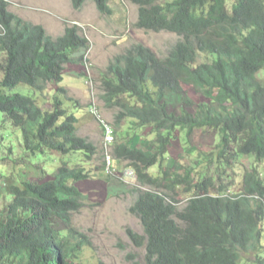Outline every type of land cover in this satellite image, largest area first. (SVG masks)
<instances>
[{
  "label": "trees",
  "instance_id": "obj_1",
  "mask_svg": "<svg viewBox=\"0 0 264 264\" xmlns=\"http://www.w3.org/2000/svg\"><path fill=\"white\" fill-rule=\"evenodd\" d=\"M85 1L71 0L72 7L79 10ZM90 1L100 15H111L112 0ZM126 1L137 8V29L178 38L163 58L132 45L100 78V100L115 111L112 158L136 174L129 213L142 234L126 228V237L144 249L145 264H264V0ZM8 8L0 0V121L21 132L26 158L17 163L52 153L63 159L50 180L22 179L16 186L18 166L5 177L11 201L0 210V264H81L90 241L72 217L82 208L76 185L89 172L72 162L79 157L89 163L96 147L77 136L76 112L63 108L61 100L54 98L45 111L36 99L8 93L20 85L42 93L61 83L66 67L83 61L80 53L89 42L76 26L53 38ZM200 55L210 63L198 64ZM188 88L204 102L195 104L185 94ZM126 120L135 131L150 129L155 138L116 140ZM177 129L186 138L196 131L218 135L215 149L203 158L206 165L216 163L217 179L204 176L200 162L164 166ZM3 141L0 134L1 151ZM7 153L3 161L13 156L12 149ZM242 160L249 169L241 189L230 193L222 181ZM155 166L158 173L150 175ZM36 168L48 175L43 164ZM181 197L187 198L179 205Z\"/></svg>",
  "mask_w": 264,
  "mask_h": 264
},
{
  "label": "rangeland",
  "instance_id": "obj_2",
  "mask_svg": "<svg viewBox=\"0 0 264 264\" xmlns=\"http://www.w3.org/2000/svg\"><path fill=\"white\" fill-rule=\"evenodd\" d=\"M3 1L8 3V10L11 13L32 25L42 26L53 38L63 35L65 28L76 26L79 34L89 42V48L80 53L83 61L79 65H68L61 83L49 85L42 93H35L25 85H20L8 93H19L36 99L38 106L45 111L51 110L54 98L61 100L63 108L76 112L77 136L87 139L96 147L97 154L89 163L79 157L72 162L78 163L89 172V179L76 185L83 194L82 208L72 217V225L90 241V245L82 250L79 262L81 264H145L144 249L134 247L125 234L126 228L142 234L139 222L129 213V207L136 198V194L132 192V187L137 185L136 178L127 179L123 175L126 170L125 163L115 162L117 175L113 178L105 175L103 162L105 135L100 124L90 115L89 106L95 102L102 120L112 125L115 111L106 109L100 100V78L108 63L135 44H141L159 58H163L176 43L177 36L167 32L155 33L137 29L135 27L137 8L126 0H112L109 3L112 10L109 16L100 15L95 4L90 0L85 1L79 10L72 7L71 0ZM2 61L3 55L0 54V63ZM210 61L211 58L207 55H200L198 58V64L210 63ZM185 94L195 104L204 102V99L191 88L186 89ZM3 120L0 121V134L4 139L2 151L0 149V210L11 201V197L6 193L8 183L5 177L12 176L15 166H18L20 178L13 179L12 183L19 186L22 179L24 182L50 180V173L56 171L60 166V160L63 159L52 153L49 158L31 156L27 158V163H17L26 158L23 155L21 132ZM116 132V140L124 142H131L134 135L148 142L155 138L148 128L133 130L130 120H126ZM173 135L175 138L169 148V159L164 166L171 167L177 161L185 167H193L196 162H200L199 170L205 172L204 176L217 179L216 163L206 165L207 160L203 158L215 149L218 135L210 131H196L190 138H186V133L179 129ZM137 141L136 137L133 143ZM10 149L13 156L8 158L9 161H3L9 156L7 150ZM38 164H43L48 175H45L42 169L36 168ZM249 165L246 160H242L232 166L230 178L222 181L223 184L231 186V193H237L241 189L242 177L249 169ZM148 173L156 175L157 166L148 170ZM186 198L181 197L178 200ZM184 200L179 205L183 204ZM55 225L59 230H64L63 224L58 222Z\"/></svg>",
  "mask_w": 264,
  "mask_h": 264
},
{
  "label": "clouds",
  "instance_id": "obj_3",
  "mask_svg": "<svg viewBox=\"0 0 264 264\" xmlns=\"http://www.w3.org/2000/svg\"><path fill=\"white\" fill-rule=\"evenodd\" d=\"M63 78H64V76H63ZM93 109L96 110L99 119L97 118V116H95V115L92 113V110H93ZM89 113H90V115L92 116V118H93L95 121H97V122L100 124V126L102 127V125H101V121H103V122H105V121L102 120V118H101V116H100L99 109H98V107H97V105H96L95 102H92V103L90 104V106H89ZM76 117H77V116H76ZM105 123L108 124L111 128H113L111 124H109V123H107V122H105ZM101 129H102V133H103V127H102ZM112 131H113V130H112ZM184 132H185V131H184ZM104 135H105V134H104ZM114 143H115L114 140H113L109 145H106L105 142L103 143V145H104V147H103V162H104L105 175H106L107 177H109V178H113L114 176L117 175V173H116L117 171H116V167H115V164H114V160H113L112 155H111V153H112V149H111V147H110V146H113ZM107 157H109V158L111 159V167H110V168H107V160H106ZM123 175H124L127 179H134V178H136V174H135V172L133 171L132 168H129V167L126 168V170H125V172H124ZM230 193H231V192H230Z\"/></svg>",
  "mask_w": 264,
  "mask_h": 264
},
{
  "label": "built area",
  "instance_id": "obj_4",
  "mask_svg": "<svg viewBox=\"0 0 264 264\" xmlns=\"http://www.w3.org/2000/svg\"><path fill=\"white\" fill-rule=\"evenodd\" d=\"M92 113L95 116H97V118L99 119L98 114H97L95 109L92 110ZM101 125H102L103 129L105 130V132H104L105 143H106V145H109L113 141L112 128L103 121H101ZM106 160H107V168H110L111 167V159L109 157H107Z\"/></svg>",
  "mask_w": 264,
  "mask_h": 264
}]
</instances>
